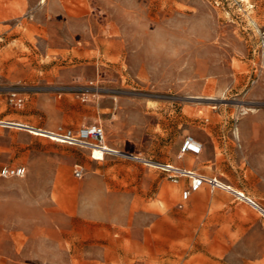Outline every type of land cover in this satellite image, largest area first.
<instances>
[{"label": "rangeland", "instance_id": "1", "mask_svg": "<svg viewBox=\"0 0 264 264\" xmlns=\"http://www.w3.org/2000/svg\"><path fill=\"white\" fill-rule=\"evenodd\" d=\"M48 1L0 0V168L32 164L44 182L31 236L26 195L0 184V264H264V0H55L47 23ZM96 124L118 154L50 149V131ZM13 133L47 147L18 149ZM185 135L204 139L200 154H179ZM157 164L228 191L182 200L189 178ZM54 175L79 216L53 217Z\"/></svg>", "mask_w": 264, "mask_h": 264}, {"label": "crops", "instance_id": "2", "mask_svg": "<svg viewBox=\"0 0 264 264\" xmlns=\"http://www.w3.org/2000/svg\"><path fill=\"white\" fill-rule=\"evenodd\" d=\"M42 8L51 12V17H49V18H47V20H45L47 23L50 19L51 20L55 19V0H49L48 2H46L44 7H42ZM52 25L55 26V23L52 22ZM54 73H55V70H54ZM119 110L117 111V114L115 116V119L118 121L116 131L119 129V123L122 121L121 116H123V114H124V109L121 108V111H119ZM11 122H13V121H11ZM90 126H95V125H90ZM103 131H104V129H103ZM13 135L15 137H20L18 149H44L45 147H47V145H45V141L40 139V138H35L33 136L22 138L23 136L20 133H13ZM185 136H187V135H185ZM184 137H183V139H184ZM193 138L196 139L200 143L201 142L203 143V141H204V139L202 137L197 136V135H195V137H193ZM104 142L106 143L105 131H104ZM202 143H201V145H202V149H203ZM71 147H73V146H70V145H67L64 143L55 142V146L51 145L50 149H68ZM202 149H201V152H202ZM114 150L118 151L117 149H114ZM118 153H119V151H118ZM122 155L123 156L128 155V156H130V158H133V156H134V154L130 153V152H127V155H125V153L124 154L122 153ZM54 161L57 165H60V164L71 165V164L76 163L75 157L73 155H70V154H67V155L61 154L58 157H55ZM157 165L171 166L170 164H157ZM3 166H8V165H3ZM12 166H21V165H12ZM33 167H32V164H29L27 166V172H26L25 176L22 178H6V179L2 178L3 180H0V184H4L7 186H18V187H20V191H22V193L24 195H26V197H27V200L25 201L26 203H23L20 206L19 210L21 211L22 215H24L25 218L26 217L27 218L32 217L33 213H35V214H34V218H31L33 220L28 221L26 219V221L22 223L21 233H23V234L25 233V234H28L30 236L38 233L39 229H41L43 227V222H42L41 217H42V212L44 209V195H43L44 182L41 179V177L39 176V173L37 172V170ZM155 167H157V166H155ZM172 168H176L178 170L182 169L185 171L192 172L191 170H188L186 168H180L177 166L172 167ZM193 173H195V172H193ZM195 174L204 176V177L209 178V179L218 180L217 178L208 176L206 174H202V173H195ZM218 181L223 186L225 185V183L221 182L220 180H218ZM49 185L51 186L50 205L54 211L53 217H55V212H57L59 210H62L63 213H65V215L69 216V217L79 216L76 213V206L74 205V202L72 201V197H70V187H71L70 180L68 178L61 180V179L55 177V175H54L52 177ZM204 186H207V185L204 184L202 187H204ZM213 190L228 191L226 189H213ZM235 195L240 201H242V202H244V203H246L249 206L254 208L255 203L252 201V199H250L247 196H242V197H244V199H241L237 196L236 193H235ZM249 202L253 203V205L250 204ZM9 207L11 208V205ZM52 225L55 226V222Z\"/></svg>", "mask_w": 264, "mask_h": 264}, {"label": "built area", "instance_id": "3", "mask_svg": "<svg viewBox=\"0 0 264 264\" xmlns=\"http://www.w3.org/2000/svg\"><path fill=\"white\" fill-rule=\"evenodd\" d=\"M8 103L14 108H21L24 105V98L16 93L11 92L7 95ZM46 138L57 143H64L70 146H76L80 148L90 149L92 146L101 147L104 143V131L99 125L95 126H83L73 131L70 129L57 128L55 131H50L49 136ZM202 149L201 143H199L192 136L187 135L184 137L181 147L180 155L183 154H200ZM105 154H118V153H108L104 150ZM110 152V151H109ZM165 173L170 174V179L172 182L176 183L180 177L189 178V188L184 190L181 194L182 200H186L192 192L199 190L204 184L211 189H225L223 185L216 182L214 179H209L204 176L195 174L190 171H185L182 169L173 170L168 165H157ZM26 174V169L23 166H3L0 168L1 178H22ZM73 175L75 178H81V171L79 169H74ZM238 196V195H237ZM244 199L242 196H238ZM253 205V203L249 202ZM262 214V213H261ZM264 218V215L262 214Z\"/></svg>", "mask_w": 264, "mask_h": 264}, {"label": "bare ground", "instance_id": "4", "mask_svg": "<svg viewBox=\"0 0 264 264\" xmlns=\"http://www.w3.org/2000/svg\"><path fill=\"white\" fill-rule=\"evenodd\" d=\"M94 147H96V148H99V149H102V150H104V149H105V145H104V143L102 144V146H101V147H97V146H94ZM175 170H178V169H175Z\"/></svg>", "mask_w": 264, "mask_h": 264}, {"label": "water", "instance_id": "5", "mask_svg": "<svg viewBox=\"0 0 264 264\" xmlns=\"http://www.w3.org/2000/svg\"><path fill=\"white\" fill-rule=\"evenodd\" d=\"M128 156V155H127ZM128 157H130V156H128Z\"/></svg>", "mask_w": 264, "mask_h": 264}]
</instances>
